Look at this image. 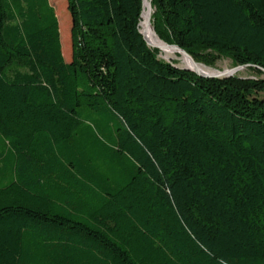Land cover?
I'll list each match as a JSON object with an SVG mask.
<instances>
[{
    "label": "trees",
    "instance_id": "obj_1",
    "mask_svg": "<svg viewBox=\"0 0 264 264\" xmlns=\"http://www.w3.org/2000/svg\"><path fill=\"white\" fill-rule=\"evenodd\" d=\"M151 2L164 43L264 69V0ZM67 9L70 62L50 0H0V264H264V73L164 60L144 0Z\"/></svg>",
    "mask_w": 264,
    "mask_h": 264
},
{
    "label": "rangeland",
    "instance_id": "obj_2",
    "mask_svg": "<svg viewBox=\"0 0 264 264\" xmlns=\"http://www.w3.org/2000/svg\"><path fill=\"white\" fill-rule=\"evenodd\" d=\"M50 4L55 9L56 14L59 12L60 17L57 16V18H58L59 26H60L62 51H63V49H66V57L64 56V58H65L66 62H70L72 59V44H71L72 21H71V16H70L68 9H67V0H59V7L55 6L54 2H52L51 0H50ZM153 13H154V10H153ZM153 13H152V15H153ZM151 21H152V17H151ZM61 22L63 24L62 33H61V25H60ZM151 24H152V22H151ZM152 27H153V25H152ZM161 53H162L161 57L164 60H166L168 62L169 61H171V62L176 61L178 67L185 68V66L183 65L182 57L180 55L176 54V56H174V57H168V55L166 53H164L162 51H161ZM63 55H64V53H63ZM198 64H200L199 67L204 66V67L208 68L209 70L215 71L216 73L230 71V70H233L236 68L233 61L231 59H228V58L220 59L214 66H207V65H204L201 63H198ZM235 75L243 77V78H256L258 76L257 73L250 70V68L237 71L234 74V76Z\"/></svg>",
    "mask_w": 264,
    "mask_h": 264
},
{
    "label": "water",
    "instance_id": "obj_3",
    "mask_svg": "<svg viewBox=\"0 0 264 264\" xmlns=\"http://www.w3.org/2000/svg\"><path fill=\"white\" fill-rule=\"evenodd\" d=\"M144 2H145V5H146V0H144ZM148 10L150 11V16H149V18H148V20L146 22V27L152 26V24H151V17H152V13H153V8H152V2H151V0H148ZM153 30H154V28H153ZM154 32H155V30H154ZM141 33L144 36L145 41L147 42V44L151 48H153V49H159L162 52H163V49H167V50H169V51H171V52H173L175 54L180 55L181 57H185L188 60H190L195 65L196 68L195 69L184 68V69L185 70H188V71H191V72L195 73L196 75H198L199 77H202V78H206V79H223V78H229V77H233L234 74L237 71H240V70H243V69L252 68V67H254L256 69H259L260 71H262L264 73V69L263 68H259V67H255V66L249 65V66H245V67H243V66L236 67L233 70L225 71V72H219V73H215V74H203V73H201V71L198 68V66H200V64H198L189 53H187L186 51H184L180 47H178L176 45H172L171 46V45H168V44L162 42L157 35L156 36L158 37V39L160 40V42L163 44V47L153 45L147 39L146 34H145V29L142 28ZM169 62H171V61H169Z\"/></svg>",
    "mask_w": 264,
    "mask_h": 264
},
{
    "label": "bare ground",
    "instance_id": "obj_4",
    "mask_svg": "<svg viewBox=\"0 0 264 264\" xmlns=\"http://www.w3.org/2000/svg\"><path fill=\"white\" fill-rule=\"evenodd\" d=\"M149 16H150V11L148 10V0H146L145 13L143 15V22H142L143 29H145L146 37H148L150 43H152L153 45H156V46L163 47V44L160 42V40L156 36L152 26L146 27V22H147ZM163 52L166 53L168 55V57L176 56L175 53H173L167 49H163ZM182 61H183V65L185 66V68H188V69H195L196 68L195 65L190 60H188L187 58L182 57ZM198 68L201 71V73H203V74H215L216 73L215 71L209 70L208 68H206L204 66H201V67L198 66Z\"/></svg>",
    "mask_w": 264,
    "mask_h": 264
}]
</instances>
